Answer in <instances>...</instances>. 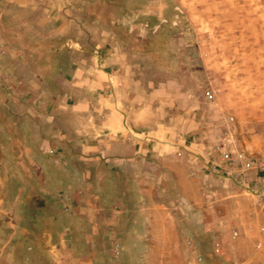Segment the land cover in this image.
<instances>
[{"label":"rangeland","instance_id":"1","mask_svg":"<svg viewBox=\"0 0 264 264\" xmlns=\"http://www.w3.org/2000/svg\"><path fill=\"white\" fill-rule=\"evenodd\" d=\"M264 0H0V264H264Z\"/></svg>","mask_w":264,"mask_h":264},{"label":"built area","instance_id":"2","mask_svg":"<svg viewBox=\"0 0 264 264\" xmlns=\"http://www.w3.org/2000/svg\"><path fill=\"white\" fill-rule=\"evenodd\" d=\"M259 248H260V250L264 253V246H261V244H258L257 245Z\"/></svg>","mask_w":264,"mask_h":264}]
</instances>
